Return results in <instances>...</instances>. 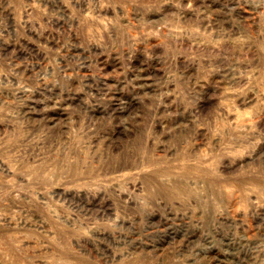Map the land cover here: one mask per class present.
Segmentation results:
<instances>
[{
    "label": "rangeland",
    "instance_id": "374dc122",
    "mask_svg": "<svg viewBox=\"0 0 264 264\" xmlns=\"http://www.w3.org/2000/svg\"><path fill=\"white\" fill-rule=\"evenodd\" d=\"M0 264H264V0H0Z\"/></svg>",
    "mask_w": 264,
    "mask_h": 264
}]
</instances>
